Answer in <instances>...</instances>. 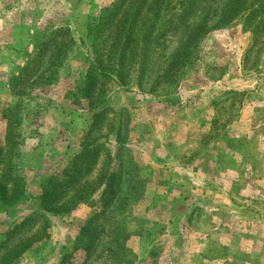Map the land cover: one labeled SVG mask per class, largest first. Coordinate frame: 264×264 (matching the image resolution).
<instances>
[{"label":"rangeland","instance_id":"374dc122","mask_svg":"<svg viewBox=\"0 0 264 264\" xmlns=\"http://www.w3.org/2000/svg\"><path fill=\"white\" fill-rule=\"evenodd\" d=\"M113 1L0 0V144L8 114L12 161L26 183L20 208L0 209V240L41 210L43 183L58 181L52 193L62 197L60 211L45 212L47 234L13 264H264V35L250 50L240 14L209 29L163 78L195 26L207 16L212 27L225 1L203 0L184 23L157 32L143 73L127 59L122 79L114 72L89 102L79 90L92 58L86 25ZM104 38L97 47L107 50ZM93 142L112 163L100 149L81 160L91 172L74 171L81 165L69 160ZM102 168L114 173L115 194L98 199ZM74 173L73 188L93 181L95 196L72 206Z\"/></svg>","mask_w":264,"mask_h":264},{"label":"trees","instance_id":"16d2710c","mask_svg":"<svg viewBox=\"0 0 264 264\" xmlns=\"http://www.w3.org/2000/svg\"><path fill=\"white\" fill-rule=\"evenodd\" d=\"M202 1L115 0L104 7L98 19L86 25V37L89 39L92 58L85 69L83 78L80 80L79 90L81 96L87 101L92 102L94 91L98 88L101 91L103 88L102 84L113 80L114 72H116L115 76L122 79L121 68L125 65L127 59L131 64L135 63L136 68L140 69V72L143 73L150 55L149 45L157 38V32H159V35H163L173 25L177 26L184 23ZM217 14V19L212 27L207 26V16L203 17L202 21L195 26L194 30L187 37L184 46L172 55L163 78L168 80L179 72L180 68L189 60V50L197 47L199 39L209 29L224 27L240 14H244L245 27L249 28L253 35L249 49L251 50L260 43L261 40L259 38L264 35L263 0H225ZM102 36L105 37L102 39L103 42L107 39L110 41L109 44H106L107 50L97 47L98 40ZM30 62L31 60L27 61L20 68V74L13 77L15 80L23 82L22 76L29 70ZM104 109L95 110L93 115H98ZM5 116H8L7 130L10 134L12 118L8 114H5ZM9 134L6 135L4 144H0V209L2 207L20 208L18 203L24 197L26 185L21 173L13 164V143L11 142L12 136L8 137ZM103 145V143L98 142H93L86 146L83 145V152L81 151L80 154L74 155L69 160L75 161L73 163L78 162L77 165H81L80 170H78L73 164V170L78 173L84 171V174L91 172L94 164H89L88 162L82 163L81 160L85 155H95V152H98L100 149L106 151L104 164L109 163V159L111 164L112 158L108 154V149L106 147L102 148L104 147ZM67 164L70 165L72 163ZM102 169L101 175L94 178L99 184L97 187L103 186L101 192L96 193L98 199L104 198L108 192H111L110 197L115 194V190L112 189V176L114 173L109 172L107 168ZM75 175L74 173L69 181L70 188H72V199L69 202H71L72 206L77 205V202L81 201L84 197L85 201H87L95 196L93 193V181L85 180V183L78 184L77 190L73 188L76 181ZM55 177L56 179L58 178L57 175ZM59 184L58 181L54 182L52 186H48V182L43 183L39 197V200H41V210L30 212L20 217L19 220H16L10 227L1 232L0 264H13V261L21 255L30 242L38 238L40 240L41 234H47L48 218L45 212L53 211V213H57L62 209L60 206V199L62 197L57 192L52 193V189L56 188ZM57 196L60 199H57ZM51 197L54 198L53 200L51 199L52 201L50 200ZM46 200H50L51 204ZM99 214L102 213L100 212ZM103 214H106L108 218L114 217L113 210L104 211ZM116 230L118 233H125V228L121 225H116Z\"/></svg>","mask_w":264,"mask_h":264}]
</instances>
